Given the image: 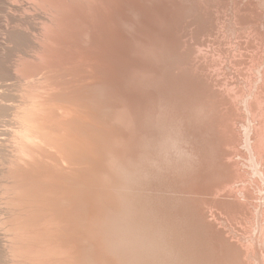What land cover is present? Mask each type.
<instances>
[{
    "label": "bare ground",
    "instance_id": "bare-ground-1",
    "mask_svg": "<svg viewBox=\"0 0 264 264\" xmlns=\"http://www.w3.org/2000/svg\"><path fill=\"white\" fill-rule=\"evenodd\" d=\"M94 1L0 0L15 23L0 29V86L24 88L9 127L0 122V264L264 262V55L250 63L258 77L238 76L233 64L239 60L226 48L219 52L227 60L202 56L201 39H186L190 32L181 27L176 38L160 35L168 50L185 44L182 58L156 64L123 52L119 83H133V93L103 104L81 91V103L69 89L116 83L105 76L102 17ZM253 3H233V22L243 26L249 13L259 16ZM60 6L78 12L82 26L64 30ZM166 7H154L165 26L172 10ZM207 28L214 32L216 24ZM255 36L264 40L258 30ZM29 40V59L24 52L6 59L14 52L10 45L19 51ZM88 66L103 70L96 74ZM8 95L0 94V113H8ZM98 118L120 126H103Z\"/></svg>",
    "mask_w": 264,
    "mask_h": 264
},
{
    "label": "rangeland",
    "instance_id": "rangeland-1",
    "mask_svg": "<svg viewBox=\"0 0 264 264\" xmlns=\"http://www.w3.org/2000/svg\"><path fill=\"white\" fill-rule=\"evenodd\" d=\"M127 1V2H126ZM129 1V2H128ZM135 0H103V6L100 2L98 1H94L93 2V6L95 8V10L97 11L96 13V16H101L102 17V34L104 35V48H103V51L101 52V55H102V60H103V63L105 66L109 67L108 68V73H106V78L108 79H111L113 80V82L115 81L116 83H112L111 85H108V87H74L75 90L73 89H69V91L72 93V95L74 97H76V100L78 102H81L83 101V99L80 97V92L81 91H84V93H90L91 95H94L97 99H99L101 101V103L103 104H118L122 101V97H121V93H133V87L131 85H133V83H131L130 81L129 84H127L125 87H121L122 83H119V80H120V59H121V53H127L129 54L132 58H135V59H148L156 64H163V63H167L169 62L171 59L174 60V59H177V58H182V55L184 56V54L182 53V51L184 50L183 47H185V44H181L180 47L182 48L180 50V47H176V50L171 47L172 49L171 50H168L170 47L166 44L165 40L163 38H161V33L163 34H166L167 36H169L170 38H176L177 36V31H180L182 32V30H187L190 34L186 35V39H188L191 35H193V42L194 41H197V40H200L202 42V45L199 47L200 50H199V54L202 55V56H205L204 54H206L207 56H213L215 59H219V60H227L226 59V56L224 54H221L223 52H225V48L230 52L229 53V57H233V59L235 60H239V63L237 64H233L234 65V70L237 72V75L241 76V77H244L247 74H249L250 76H252L253 78L256 76L258 77V68H252V66L250 65V63H252V60H258L259 61V56H263L264 55V40L260 41V39L258 40V38L255 36L257 35V30H258V33H262L264 35V0H224L227 2V6L225 5V9H223V11H221L220 8H217L218 6H220L219 4L221 3V1L223 2V0H155L157 3H155L154 0H150V1H147V0H136L135 1V4L134 3ZM147 1V2H146ZM166 1V2H165ZM220 1V2H219ZM247 1V2H246ZM251 1V2H250ZM254 3H253V2ZM120 2V3H119ZM149 2H153V6H152V3L150 4ZM160 2V3H159ZM171 2V3H170ZM186 2V3H185ZM230 2V4H229ZM235 2H238V3H241V6H246L248 3H253L257 10L260 12L259 16H261V18L257 15H252L251 17V13H249L248 17L247 15V20H249V24H245V25H237L236 23H234L233 21V14L234 12H232V8H233V3ZM99 3V4H98ZM123 3V4H121ZM131 3V4H130ZM138 3V4H137ZM141 3V4H140ZM164 3H166L164 5ZM168 3V4H167ZM177 3V4H176ZM185 3V4H184ZM200 3V4H199ZM218 3V4H217ZM247 3V4H246ZM137 4V5H136ZM144 4V5H143ZM159 4V5H157ZM164 6H163V5ZM216 4L218 6H216ZM229 4V5H228ZM244 4V5H243ZM257 4V5H256ZM126 5V6H125ZM136 7H135V6ZM171 5V7L169 6ZM177 6L176 10H175V7ZM185 5V6H184ZM190 5V6H189ZM121 6V7H120ZM141 6V7H140ZM146 6V8L144 7ZM162 6L165 8V6H167L166 8H168L169 10H173L172 6L174 7V10L170 12V17H169V20L167 21V23H165L167 26L169 25V23H173L170 25V28H172L173 30H170V28H168L167 26L164 25V22L161 23L159 22L160 21V14L159 11L162 9V7H160V10L159 8H157ZM170 8H169V7ZM201 6V7H200ZM0 11H3V12H0V29L1 30H4L6 25L9 23L10 26H14L15 23L11 22L10 19H12L13 17L11 16L10 17V13L8 12V9L5 8L4 5L0 6ZM129 7V8H128ZM133 7V8H132ZM139 7V8H137ZM151 7V8H150ZM153 7V8H152ZM154 7H156L157 9L154 10ZM221 7V6H220ZM232 7V8H231ZM97 8V9H96ZM137 8V10H136ZM149 8V9H148ZM163 8V9H164ZM205 8H206V12H205ZM214 8L216 10H214ZM2 9V10H1ZM60 9L63 13V15H65V20L63 21L64 22V30H66L67 28L68 29H77V28H80L82 26V23L80 21V18L78 17V12L72 10V9H69V8H66L64 6H60ZM115 9V10H114ZM123 9V10H121ZM133 9V11H131ZM178 9V10H177ZM120 10V11H119ZM135 10L138 11L139 10V13L140 15L137 16L135 15ZM141 10V11H140ZM143 10V12H142ZM151 10V11H150ZM153 10V11H152ZM156 10L158 11V13L156 12ZM179 10H181V12L179 13ZM209 12H208V11ZM210 10L212 12V14L210 13ZM213 10V11H212ZM219 10V11H217ZM261 10V11H260ZM81 11H84V10H81ZM118 11V13L116 12ZM126 11V12H125ZM217 11V12H216ZM5 12V13H4ZM8 12V13H6ZM122 12H124L122 14ZM142 12V13H141ZM146 12V13H145ZM151 12V14L149 13ZM208 12V13H207ZM214 12V13H213ZM225 12V13H224ZM99 13V14H98ZM137 16V20L136 18L134 17V15ZM144 13V14H143ZM153 13H156L157 16H155V14ZM200 13V14H199ZM204 13V14H203ZM217 13V14H216ZM219 13V14H218ZM227 16V17H231V22L228 21V19H224L222 20L221 16L222 14ZM230 13V14H229ZM150 14L151 18L152 16H155L153 17L152 19L148 17V15ZM153 14V15H152ZM182 14V15H181ZM189 14V15H188ZM195 14V15H194ZM215 14V16H214ZM8 15H9V18H8ZM145 15V16H144ZM178 15V16H177ZM231 15V16H230ZM129 16V17H128ZM183 16V17H182ZM219 16V17H218ZM263 16V17H262ZM100 17V18H101ZM119 17V18H118ZM123 17H126V18H123ZM135 18V20L133 18ZM141 17V18H140ZM144 17H146L145 20H147V23L146 25H142V21L144 20ZM156 22L153 20L154 18H156ZM182 17V18H181ZM194 17V18H192ZM221 17V18H220ZM256 17H259V18H256ZM5 18V19H4ZM143 18V19H142ZM158 18H159V21H158ZM175 18V19H174ZM192 18V19H190ZM212 18V19H211ZM251 20H250V19ZM258 20H256V19ZM8 19V20H7ZM123 19V20H122ZM130 19H133V22L132 20ZM141 21H139V20ZM149 19V21H148ZM151 19V20H150ZM183 19H188L187 20H182ZM214 19V20H213ZM218 19V20H217ZM221 19V20H220ZM262 19V20H261ZM5 20V21H4ZM10 20V21H9ZM162 20V19H161ZM257 21L256 23H254L255 21ZM261 20V22H259ZM39 21V22H38ZM35 20L36 23H40L41 20L38 19ZM124 21V22H123ZM131 22L133 23V26L131 27V25L127 24L128 22ZM137 21V22H136ZM153 21L155 23H153ZM158 21V22H157ZM181 21V22H180ZM191 21H194V23ZM213 24H216V31L214 30L215 34L213 31H209L207 26H210L212 23ZM220 21H223V22H220ZM6 22V23H5ZM119 22V23H118ZM126 22V23H125ZM150 22V24H149ZM153 24H152V23ZM178 22V23H177ZM182 22H184V24H181ZM186 22V23H185ZM219 22V23H217ZM228 22V23H227ZM117 23V24H116ZM125 23V24H124ZM142 23V24H141ZM158 23V24H156ZM185 26V24H187ZM211 23V24H210ZM223 25H221V24ZM227 23V24H226ZM230 23V24H229ZM259 23V24H258ZM14 24V25H13ZM120 24V25H119ZM139 24V25H138ZM160 24V26L163 28V29H166V30H161L160 28L161 27H158V25ZM192 24L195 26H192ZM210 24V25H209ZM219 26H218V25ZM226 24V25H225ZM236 24V25H235ZM256 24V25H254ZM39 25V24H38ZM155 25V26H154ZM183 25V26H181ZM190 25V26H189ZM221 25V26H220ZM5 26V27H4ZM33 25H31V27L27 28L28 30L29 29H33L32 27ZM157 26V28H159V35H158V32L155 27ZM180 26V27H179ZM232 26V27H231ZM259 26V27H258ZM146 27V28H144ZM154 27V28H153ZM166 27V28H165ZM176 27V28H175ZM183 29H182V28ZM219 27H221L219 29ZM226 29H225V28ZM250 27V28H249ZM4 28V29H3ZM195 28V29H194ZM197 28V29H196ZM255 28V29H254ZM148 29L150 30L149 33H153L151 35H158V36H149L147 35V31ZM156 31H155V30ZM182 29V30H181ZM218 29V30H217ZM0 30V31H1ZM30 30V32H31ZM34 30V29H33ZM122 30V31H121ZM135 30V31H134ZM154 30V32H153ZM169 30V31H168ZM191 30V31H190ZM195 30L197 31L196 33ZM208 30V31H207ZM239 32H238V31ZM262 30V31H261ZM163 31V32H161ZM168 31V32H166ZM176 31V33L174 34V32ZM194 31V32H193ZM222 31V33H221ZM251 31H253L251 33ZM34 32V31H32ZM155 32H157L156 34H154ZM171 32V33H170ZM192 32V33H191ZM256 32V33H255ZM121 33V34H120ZM205 33H208L207 35ZM255 33V34H254ZM114 34H118V36L120 37V40H119V37L117 38H114ZM125 34V35H124ZM137 34V35H136ZM162 34V35H163ZM174 34V36H173ZM221 34V35H220ZM123 35V36H122ZM171 35V36H170ZM196 35V37H195ZM110 36H111V39H110ZM117 36V35H116ZM150 37V38H147V37ZM201 36V37H200ZM113 37V38H112ZM129 37V38H128ZM145 37V39H144ZM158 37V38H156ZM160 37V38H159ZM217 37V38H216ZM236 37V38H235ZM240 37V38H239ZM246 37V38H245ZM33 38V36H32ZM80 38V37H78ZM198 38V39H196ZM209 38V39H208ZM1 39V38H0ZM81 41L83 42V37L80 38ZM86 39V37H85ZM124 39V40H123ZM154 39V40H153ZM157 39V40H156ZM163 39L165 48H163V42L161 40ZM204 43H203V41ZM235 39V40H234ZM256 39V40H255ZM108 40V41H107ZM113 40V41H112ZM122 40V41H121ZM128 40V41H127ZM146 41H155L153 42L152 41V45L151 47L149 46H146L144 44V42ZM159 40V41H158ZM220 40V41H219ZM226 40V41H225ZM251 40V41H250ZM253 40V41H252ZM31 41V42H30ZM222 41V42H221ZM249 41L251 43H249ZM29 43H26L25 45V48L24 46L22 47H15L17 49H20L19 51H15L14 49V45H10L12 46L10 52L14 51L13 53H10V55L8 56V53L6 55V53H3L4 56L6 55V59L7 57H10L9 59L7 60H15L19 55V54H23L21 52H24V54L22 56H24L25 58L29 59V56L28 55H31L33 54L34 51L32 47V45H34L32 42V40H29L28 41ZM128 42V43H127ZM159 42L161 44H159ZM189 42V41H188ZM121 43V44H120ZM127 43V45H125ZM132 43V44H131ZM138 43V44H137ZM155 43V44H153ZM184 43V42H183ZM187 44V42H185ZM243 43V44H242ZM85 46H88L89 47V43H83ZM162 45V46H159V45ZM189 44V43H188ZM220 44V45H219ZM222 44V45H221ZM235 44V45H234ZM250 44V45H249ZM263 44V45H262ZM28 45V46H27ZM138 45V46H137ZM157 45V46H156ZM183 45V46H182ZM207 45V46H206ZM212 45V46H211ZM219 45V46H218ZM253 45V46H252ZM218 46V48H216ZM27 47V48H26ZM108 47V49H107ZM126 47V48H125ZM154 47V48H153ZM161 47V48H160ZM167 47V48H166ZM221 47H223L221 49ZM24 48V51L23 49ZM125 48V49H124ZM159 48V49H158ZM163 48V49H162ZM216 48V49H215ZM14 49V50H13ZM31 49V50H30ZM112 49V51L110 52V50ZM122 49V50H121ZM124 49V50H123ZM131 49V50H130ZM134 49V50H132ZM137 51H136V50ZM147 49V50H146ZM210 49V50H209ZM219 49V50H218ZM239 49V50H238ZM126 50H128V52H126ZM140 50V51H139ZM143 50V51H142ZM158 50V51H157ZM167 50V51H166ZM179 52L175 53V51H178ZM208 50V51H207ZM215 50V51H214ZM223 50V52L221 51ZM2 51V50H0ZM28 51V52H27ZM171 51V52H170ZM181 51V52H180ZM185 51V50H184ZM183 51V52H184ZM209 51H213L212 53L209 52ZM221 53H220V52ZM239 51V52H238ZM9 52V51H8ZM31 52V54H29ZM109 52V53H108ZM174 52V53H173ZM208 52V53H207ZM215 52V53H214ZM2 54V52H0ZM18 53V54H17ZM28 55H27V54ZM133 53V54H131ZM202 53V54H201ZM170 54V56H169ZM175 55L173 58V56L171 55ZM181 54V55H180ZM226 54V53H225ZM232 54V55H231ZM257 54H258V57H257ZM262 54V55H261ZM134 55V56H133ZM140 55V56H139ZM143 55V56H142ZM157 55V56H156ZM179 55V57H178ZM239 55V56H238ZM27 56V57H26ZM145 56V57H144ZM169 56V58H168ZM181 56V57H180ZM31 57V56H30ZM143 57V58H142ZM167 57V58H166ZM221 57V58H220ZM252 57V58H251ZM264 57V56H263ZM13 58V59H12ZM223 58V59H222ZM256 60V61H257ZM242 61V62H240ZM249 62V65L247 64ZM9 63V61H8ZM263 65V64H262ZM261 65V66H262ZM84 65H80L79 67H82ZM251 66V67H250ZM90 69L92 70H95L96 74H100L101 71L103 70V67H99V69L95 66H88ZM246 68V69H245ZM226 70H228L229 68H225ZM101 70V71H100ZM77 74L79 75H85L86 76V73L80 69L77 70L76 72ZM239 73V74H238ZM237 78L239 84L241 83L244 87V80L246 79H243V78ZM255 77V78H256ZM245 78V77H244ZM1 83V82H0ZM138 87V86H137ZM21 88V89H20ZM23 87H18L16 85H13L12 87H3V86H0V94H6L8 95L7 98L8 100L5 102L6 104H8V110L6 109L5 113L8 111V113L4 114V112H1L0 114V122L2 120V125L3 126H6L5 123H7V126L9 127V124H11V122L13 120V113H14V106H16L20 100H21V96H22V89ZM123 88V89H122ZM245 88V87H244ZM86 104H88L89 106V109L93 112H97L96 109H94V106L91 104V103H87L86 101H84ZM11 106V107H10ZM13 106V107H12ZM13 112V113H12ZM12 114V115H11ZM99 114V113H98ZM6 115V116H4ZM12 116V118L10 119V116ZM7 117V118H6ZM6 119V120H5ZM10 119V120H9ZM98 120L100 121V123L103 125V126H106V127H114V128H117L120 126L118 124V121L117 120H106V119H99ZM11 121V122H10ZM239 124V123H238ZM239 125L242 126V128L244 127V123H240ZM247 260H249L248 262H250V264L255 263V264H264V262L262 263H258L257 261L253 260V258L249 257ZM251 260V261H250Z\"/></svg>",
    "mask_w": 264,
    "mask_h": 264
}]
</instances>
